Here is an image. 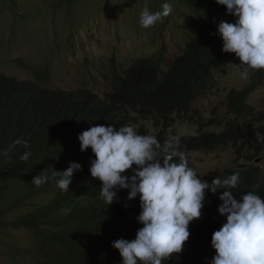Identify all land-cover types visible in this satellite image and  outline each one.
Masks as SVG:
<instances>
[{
	"label": "trees",
	"instance_id": "16d2710c",
	"mask_svg": "<svg viewBox=\"0 0 264 264\" xmlns=\"http://www.w3.org/2000/svg\"><path fill=\"white\" fill-rule=\"evenodd\" d=\"M156 1L162 6L172 0ZM173 1L202 17L199 31L173 57L160 48L156 54L133 59L125 68L111 69L102 98L85 88L50 89L0 73V249L8 241L16 243L13 232L25 229L36 241L34 264H121L111 244L120 238L134 239L142 227L136 221L139 196L127 200V190L116 189L110 205L100 197L101 182L89 172L90 159L95 157L90 148L81 152L77 139L90 126L131 125L138 134L150 135L144 121L160 130L176 120L197 125V135L179 137V155L227 143L253 151L264 147L255 137L257 131L264 133L263 113L247 103L253 92L264 87V70L254 71L242 89L226 94L233 120L223 131H204L222 124L205 121L193 106L200 96L216 89L213 72L229 54L221 51L216 24L234 23V17L226 15L225 7L215 0ZM156 137L161 144L167 140ZM17 139L22 143L14 145ZM25 152L31 153L27 161L20 159ZM175 159L178 162L179 156ZM70 162L79 163L81 170L74 172L69 191L64 192L57 187L56 171L66 170ZM235 173H239L238 186L232 190L236 198L255 192L264 199V177L257 169L227 170L218 177ZM35 175H47L49 180L36 186L31 183ZM122 175H131V170ZM216 177L201 179L211 183ZM222 192H207L201 217L188 225L190 235L183 251L162 264H207L215 255L210 243L213 232L224 223L217 211Z\"/></svg>",
	"mask_w": 264,
	"mask_h": 264
},
{
	"label": "rangeland",
	"instance_id": "374dc122",
	"mask_svg": "<svg viewBox=\"0 0 264 264\" xmlns=\"http://www.w3.org/2000/svg\"><path fill=\"white\" fill-rule=\"evenodd\" d=\"M169 4V16L143 28L138 23L140 13L145 7L161 10L156 0H0V73L50 89L85 88L102 98L111 69L125 68L133 59L156 54L160 48L173 57L199 31L202 17L177 1ZM238 63L235 54L229 53L213 72L216 89L195 101L193 106L205 121L222 124L204 131L221 132L233 120L226 94L242 89L256 71L250 70L242 79L234 67ZM247 103L264 116V87L253 92ZM143 123L150 135L165 139L198 134L197 125L177 120L163 130ZM181 155L201 178L253 168L264 177V147L253 151L227 143ZM13 234L17 242L8 241L0 249V264H34L36 241L31 233L20 229Z\"/></svg>",
	"mask_w": 264,
	"mask_h": 264
},
{
	"label": "clouds",
	"instance_id": "9594fccd",
	"mask_svg": "<svg viewBox=\"0 0 264 264\" xmlns=\"http://www.w3.org/2000/svg\"><path fill=\"white\" fill-rule=\"evenodd\" d=\"M215 3L234 17V23L216 24L221 51L235 54L240 63L234 67L242 79H247L250 70H264V0ZM171 12L169 3L155 12L145 7L138 23L148 28ZM255 137L264 143V133L257 131ZM77 139L80 151L90 148L95 157L90 159V176L101 182L99 194L108 205L116 199V189H126L127 200L139 196L136 221L142 227L134 239L120 238L111 244L118 250L121 264H162L172 254L181 253L190 235L189 223L201 217L207 192L215 194L218 189H223L217 211L224 223L211 236L215 255L207 264H264V199L255 192L236 198L232 190L238 186L239 173L224 179L217 176L208 183L189 167L186 157L178 154L179 137L172 136L161 144L155 135H140L131 125L119 129L110 124L90 126ZM23 143L27 146L26 141ZM30 155L25 152L20 159L27 161ZM79 170V163L70 162L66 170L56 171L57 187L68 192L71 177ZM126 170H131V175H122ZM48 180L47 175H35L31 183L41 186Z\"/></svg>",
	"mask_w": 264,
	"mask_h": 264
}]
</instances>
